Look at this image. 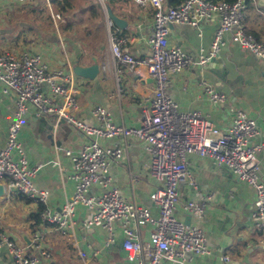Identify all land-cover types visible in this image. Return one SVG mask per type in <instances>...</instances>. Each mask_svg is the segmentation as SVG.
<instances>
[{"label": "crops", "instance_id": "obj_1", "mask_svg": "<svg viewBox=\"0 0 264 264\" xmlns=\"http://www.w3.org/2000/svg\"><path fill=\"white\" fill-rule=\"evenodd\" d=\"M183 0H167L166 6L177 7ZM104 14L103 41L98 46L90 37L89 46L82 50L80 45L60 50L54 43L42 44L40 53L47 58L53 68L73 69L80 65L87 67L98 64L99 75L93 79L76 78L79 91L77 96L80 110L78 117L90 125H98L92 114L96 106L106 109L115 124L138 127L142 108L152 99L155 82L152 77L126 71L115 63L109 42L110 34L125 38L123 50L135 56L150 57L152 52L147 39L153 30L154 11L150 7H139L132 0H118L111 5V11L127 22L125 29L112 23L109 28L106 11L99 0ZM30 3V2H29ZM15 4L11 0H0V51L20 53L27 46L15 32L21 23L5 20L10 11L19 10L21 15L29 4ZM182 4V3H181ZM245 26L257 39L264 41V0L249 6ZM219 27V16L200 23L199 28L188 25L171 24L169 41L187 54L198 56L209 54ZM14 38L18 40L12 42ZM50 45L52 48H49ZM29 46V45H28ZM27 51V50H26ZM33 52V51H32ZM205 84L226 94L227 102L214 105L204 91ZM167 92L182 111H200L220 130H226L232 123V110H242L254 118L260 134L252 140H264V63L252 52L241 48L231 32L223 37L221 51L205 67L187 68L180 74L169 77ZM16 96L5 95L0 84V150L5 148L8 129L15 111ZM107 148L123 149L122 158L112 162L108 177L111 185L118 187L130 202L151 210L158 215V207L152 202L151 194L157 183L150 174V154L145 144L137 137H115L99 139ZM20 141L29 162L41 166L36 185L50 192L48 206L59 211L73 196L75 183L71 179L73 162L64 151L80 150L90 139L66 121L56 126L55 117L37 118L30 110L20 133ZM264 168V152L259 154ZM190 171L196 180V187L188 182L179 185V203L176 217L184 224L201 229L213 252L210 256L194 255L190 264H264V247L260 234L254 227L252 214L256 191L239 179L229 168L218 167L211 158L190 157ZM106 189L100 185L91 188V194L100 196ZM211 198L202 218L186 211L183 204ZM40 205L24 197L12 196L0 203V235L5 234L20 245L29 246V253L40 255L44 264H137V259L124 248L123 226L114 224V241L107 245L109 232L101 226L86 227L90 218L89 208L78 205L71 235H62L49 224L37 223L34 216ZM152 226L145 225L140 232L142 240L148 242ZM31 243L28 244L27 242ZM82 251L85 256H80ZM48 254L49 256H45ZM218 256H228V262L218 260ZM0 264H15L6 247L0 249ZM162 264H173L162 262Z\"/></svg>", "mask_w": 264, "mask_h": 264}, {"label": "built area", "instance_id": "obj_2", "mask_svg": "<svg viewBox=\"0 0 264 264\" xmlns=\"http://www.w3.org/2000/svg\"><path fill=\"white\" fill-rule=\"evenodd\" d=\"M27 4L31 0H11ZM51 8L53 0H46ZM107 10L105 0H100ZM139 7H150L154 11L153 30L147 39L152 55L135 56L123 50L126 39L110 34L109 42L114 61L126 71L153 78L155 89L149 105L141 112L138 127H126L113 122L110 113L96 106L92 114L98 125H90L78 117L80 105L77 99L76 75L73 69L50 68L40 52L20 53L0 51V84L5 95L16 96L15 111L8 129L5 148L0 150V180L4 183L7 199L24 197L39 203L43 224L56 227L62 235H71L78 205L90 209L91 216L84 226H101L109 232L107 245L114 239V224L123 226L125 239L123 248L137 259V264H190L194 255L210 256L205 233L196 226L186 225L176 217L179 203V185L186 183L196 187L189 165L193 155L211 158L218 167L229 168L239 179L256 191L252 221L260 234L264 247V168L259 154L264 152V140L252 143L260 134L257 121L242 110H232L233 120L226 130L218 129L200 111H182L179 104L167 92L169 77L180 74L187 68L205 67L223 47V37L231 32L233 40L243 49L252 52L264 63V41L247 31L245 18L251 4L257 0L235 2L211 0H185L177 7L166 6L167 0H132ZM219 16V27L209 54L201 52L193 56L169 41L171 24L199 28L203 21ZM109 28L112 21L108 18ZM55 22L60 15L53 16ZM57 20V21H56ZM204 91L214 105L227 102L226 94L205 84ZM34 110L37 118L55 117L56 126L66 121L82 132L90 141L80 150L64 151L73 162L71 179L75 183L73 196L61 210L48 206L50 192L41 190L36 180L41 166L32 165L20 133L26 116ZM137 137L145 144L150 154V174L157 183L151 194L158 207V215L136 202L128 201L118 187L111 185L108 177L112 162L122 158L123 149L107 148L99 139L115 137ZM100 185L106 190L100 196L91 194V188ZM211 198L188 201L183 204L186 211L197 218L205 214ZM151 225L153 230L148 242L142 240L141 228ZM6 247L15 264H44L40 255L30 254L29 246L20 245L9 236L0 235V249ZM45 256H49L45 254ZM83 258L85 254L80 251ZM228 262V256H218Z\"/></svg>", "mask_w": 264, "mask_h": 264}, {"label": "rangeland", "instance_id": "obj_3", "mask_svg": "<svg viewBox=\"0 0 264 264\" xmlns=\"http://www.w3.org/2000/svg\"><path fill=\"white\" fill-rule=\"evenodd\" d=\"M26 7L22 11L24 15H21L19 10H14L5 17L12 25L14 22L23 24L18 26L15 32L21 40L23 37L22 43L27 46L24 50L40 52L42 47L40 41L44 40L51 45L54 43L61 51L71 48L70 45L74 44L85 50L89 46L90 37H93L98 46L103 41L104 11L99 0H71V7L65 14H61L54 5L50 8L46 0H31ZM2 12L3 10L0 17ZM56 15H60V21L53 20V16ZM17 40L14 38L12 42ZM47 41L44 42L45 45ZM44 60L53 68L47 58Z\"/></svg>", "mask_w": 264, "mask_h": 264}, {"label": "water", "instance_id": "obj_4", "mask_svg": "<svg viewBox=\"0 0 264 264\" xmlns=\"http://www.w3.org/2000/svg\"><path fill=\"white\" fill-rule=\"evenodd\" d=\"M106 11L108 18L112 21V23L116 24L121 29H125L127 27V22L124 19L115 16L113 12L108 8ZM100 70L101 68L98 64H93L87 67L77 65L73 68L74 74L77 77L90 79V80L95 79L99 75ZM6 200H7L6 188L4 183L0 180V203L5 202ZM185 224L191 225L189 221L185 222ZM27 243L30 244L31 242L28 241Z\"/></svg>", "mask_w": 264, "mask_h": 264}, {"label": "trees", "instance_id": "obj_5", "mask_svg": "<svg viewBox=\"0 0 264 264\" xmlns=\"http://www.w3.org/2000/svg\"><path fill=\"white\" fill-rule=\"evenodd\" d=\"M117 1L118 0H105V4L107 8L110 9L111 5ZM184 1L185 0H183L181 3H183ZM211 1L215 3H219L222 1L235 2L236 0H211ZM53 5L61 14H65L66 12H68L69 8L71 7V0H53ZM40 212H41V207L39 213L34 216V219L37 221V223H41Z\"/></svg>", "mask_w": 264, "mask_h": 264}]
</instances>
